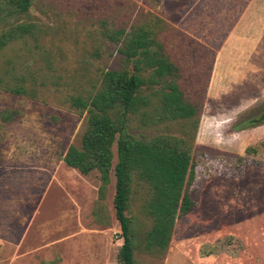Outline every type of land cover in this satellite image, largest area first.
<instances>
[{
	"label": "rangeland",
	"instance_id": "374dc122",
	"mask_svg": "<svg viewBox=\"0 0 264 264\" xmlns=\"http://www.w3.org/2000/svg\"><path fill=\"white\" fill-rule=\"evenodd\" d=\"M249 1L33 0L25 21L34 36L0 51V79L35 87L30 97L0 86V264H123L117 144L102 199L97 172L85 176L64 162L86 127L70 99L121 68L120 46L104 30L152 16L164 23L160 39L181 88L203 107L189 186L195 208L178 218L164 254L136 251L135 264H264V40L248 52L241 39L249 30L233 33ZM247 23L264 39V0L254 1ZM179 130L136 121L129 128L137 137ZM147 193L138 188L129 212L142 231Z\"/></svg>",
	"mask_w": 264,
	"mask_h": 264
},
{
	"label": "trees",
	"instance_id": "16d2710c",
	"mask_svg": "<svg viewBox=\"0 0 264 264\" xmlns=\"http://www.w3.org/2000/svg\"><path fill=\"white\" fill-rule=\"evenodd\" d=\"M32 5L33 0H0V51L34 36L36 27L25 21ZM137 20L104 30L106 39L120 46L121 68L105 71L93 93L70 99L71 107L86 115V127L81 146H71L64 156L65 164L82 175L99 174L103 199L111 184L117 144L114 208L124 240L119 253L123 264H135L136 251L164 254L178 218L194 210L189 186L195 179L194 150L203 107L181 88L180 69L160 39L164 23L155 22L153 16L142 24ZM2 84L12 94L35 97V87L25 80L12 84L0 79ZM133 121L142 126H177L180 135L137 137L129 132ZM143 186L148 193L142 213L150 222L144 231L129 215L133 197Z\"/></svg>",
	"mask_w": 264,
	"mask_h": 264
},
{
	"label": "crops",
	"instance_id": "0c3cea01",
	"mask_svg": "<svg viewBox=\"0 0 264 264\" xmlns=\"http://www.w3.org/2000/svg\"><path fill=\"white\" fill-rule=\"evenodd\" d=\"M255 0H250L249 2V8H247L241 15H240V18H239V21L238 23L233 27V33H237L239 31H248L247 34L244 35L243 38H245V40H243V38L241 39V43H245L243 46L246 45V50L249 52H253L254 50L251 49L252 46H254L256 48V50L254 52H257L259 50V47L262 45L261 43H263V38H262V33H259V34H255L253 35L252 33V30L251 28L248 29V23H247V20H248V17H249V13L251 11V7H252V4L254 3ZM247 26V28L245 29V27ZM232 33V35H233ZM232 35L230 36V39L232 37ZM230 41V40H229ZM227 41L225 43V45L223 46V48H221L220 52L221 53H224L225 51L228 50V47L230 45V42ZM246 50L244 52H246Z\"/></svg>",
	"mask_w": 264,
	"mask_h": 264
}]
</instances>
